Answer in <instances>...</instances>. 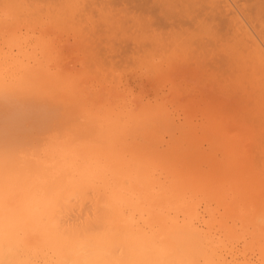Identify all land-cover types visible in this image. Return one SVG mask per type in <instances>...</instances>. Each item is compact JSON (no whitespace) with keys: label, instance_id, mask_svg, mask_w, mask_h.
Instances as JSON below:
<instances>
[{"label":"bare ground","instance_id":"1","mask_svg":"<svg viewBox=\"0 0 264 264\" xmlns=\"http://www.w3.org/2000/svg\"><path fill=\"white\" fill-rule=\"evenodd\" d=\"M95 1L96 0H75L73 2L71 1L72 3H70V0H66V1L65 0H0V264H264V257L261 256V253L262 255L264 254L263 249L260 252V254H258L259 257L258 256L256 257V252L258 251L255 250V253H254V250L252 249L254 246L253 245L254 239L256 240L255 242H258V244L254 243L255 244L254 247L258 249L261 248V245H262L261 243L263 240L261 242L259 241L264 236L263 234H261L263 233L262 231H264V225H262L264 224V205H263L264 203L263 201H261L263 204L257 202L258 200L260 199L262 200L263 198L262 196H258L260 197V199L256 197L258 193H260L259 195H264V194H261V193H264V188L262 185L263 181L259 180V179H264L263 178L264 176V150H262V147H259L260 150L257 148L254 151L255 153L256 151H258V153L260 151V154H259V156L261 155L260 157L258 156L257 153L255 154L257 161L254 159V157H252V160L250 161L246 159H240L241 157L240 158L237 157L238 155L236 154L237 150L232 148L233 147L231 146L232 143L229 145L230 141L232 142L231 138L237 135L235 136L232 135L231 137L228 132L229 134L228 136H230V138H228V144L227 142L225 143L224 141H223L224 143L221 142L220 139L218 140L213 136L210 138L211 140L212 139L213 140L209 142L210 148L208 151L198 150L201 147L195 149V147L193 146L189 147L184 144L183 145L185 147L181 144L183 148H180V147L176 148L177 145L174 146L175 147L174 148L173 145H175L176 140H178L177 137H176L177 139L175 140V142L173 141L174 144L171 143L173 148H170L171 149L170 151L168 150L170 153V156L172 157L173 155L177 157L181 156V159L184 162L188 163V164L185 163L187 167L189 168L188 170L193 169V167H191L192 166L191 162L189 163L188 160H191L195 164V166H198V167H201V166L208 167L209 166V169H207V171L198 172L196 170L195 171L192 170L193 171L192 174L193 175L200 174V176L203 175L204 177L203 180L210 179L216 176L223 181H227L226 183H228L231 186L230 188L232 189L231 190L232 194L230 193V195L228 196L231 198L230 201L232 200L233 203H235L234 200L236 201L238 199L237 202L242 203V205H240V209L242 210L243 208V210H245L244 213L248 210L251 212L252 209H255L253 210L254 215H252L254 216L255 221L253 220L254 218L252 219L250 218V216L248 220L252 219V221H254L255 226H256V223H258L257 225L260 231L257 229L258 227L256 228L254 227V225L252 226L249 225V226L252 228H255V231L256 229L257 231H259V232L256 231L257 233L255 231L253 232V229L251 228L250 230L253 233H256V234L260 233L261 235H259V237L257 235L256 238H254L253 236L255 234L250 235L251 238L253 237L252 238L253 241L251 240V238H249V240H251L252 242V247H250L251 242H248L249 240H246V239H245L246 242L244 240L245 245L243 243L241 245H238L239 240L241 241L242 237L244 238L245 236L244 234L248 233L247 231H245V229H247L246 226H248L246 224L247 222L251 221V220L247 221L245 219L247 218V215H244V213L242 215L241 210L239 209L240 217L242 215V218L240 219V221L246 220L247 222L245 221L246 224L240 222L241 225H239V227L237 224H235V222L239 221V220L237 221L234 220L236 218H239L238 217L239 213L237 211L239 206L236 210L234 209L236 208L235 205H234V208L228 207L227 204L229 202L225 204V206L224 204L223 205L221 204L223 206L221 207V209L222 208L223 209L221 212H219V214L220 216L224 214L222 216L223 218H225L224 216H226L227 217L226 219L228 218L230 219L235 213L234 215L236 218L233 219L232 217L230 219V220L233 219L235 221L234 225L232 221L230 225L237 226V228L239 229H240V226H242L243 228L240 230L241 232H243V234H241L242 236L240 235L239 232H238V235H236L237 231H235V229L238 230L236 227L229 226V223L227 222L229 219L228 220L225 219V221H223V219L220 217L219 219H216V220L223 221V223L222 222L221 223L223 224L224 227H225L224 224L228 223L227 226L229 228L227 226H226L227 228L226 227L225 228L226 230L229 229L230 231L229 233L228 231L223 232V237L225 236V238H222L221 234L215 237L217 233L212 228L215 225L214 223L212 225L211 219L205 218L206 219L205 222L207 220L211 222V225H210L211 227L208 226L207 228L200 227L198 226L199 223L198 225H196L193 221L194 220L193 218L194 217L196 218V213H199L197 212L196 208L198 207V204L200 206V202H201V201H198V204L196 205L195 201L197 202V198L195 195H194L196 198L195 201H192V199H190L192 202L186 201L188 197H190L191 195L193 196L192 194L193 191L191 193V191L189 190L188 193H191V194L190 195L188 194L189 195L188 196L186 192L187 190L183 192L182 186H181L182 191H180V193L178 192L176 193L174 190L172 189L170 190L168 187H167L168 189L164 188L166 187L165 184L167 185V183H165V180L169 179L171 181L172 179V178H168L170 176L168 175V173H167V178L164 177L166 176V174H164L163 176L164 179H162V181L159 180V182L156 181L157 183L155 184L158 186H163L165 190H163L162 187H158V189L161 188L162 191H164L163 193H160L162 191L158 192L159 190L157 191L156 188L154 190V187L152 185L153 182L152 183L149 182L150 180L148 179L149 178L148 174L151 172V170L153 171L155 170L154 168L155 166L152 167L155 164L152 165L153 161L150 159V156L153 155L154 158L159 157L160 159L165 158V157L161 156L163 153L161 155L159 154L160 152H158V149H156L155 144H154L155 145L154 147L146 146L148 145V143L145 142L146 141L145 134L150 133V137H151V131L152 132L155 131L156 128H159L160 126H164V125L167 126L168 123H166V121H167L168 116H166L165 114L162 115L163 113L161 114L158 113V110L157 111L155 110L158 115L155 113V111L153 112L151 111V113H155L156 115L154 114L151 115L150 113H147V111H145V109L142 108L141 106L140 107L142 108V114H141L140 107H139L140 109L136 112L137 114L133 113L135 112V108L132 107L131 104L129 106L130 108L132 107L134 110L133 109L129 110L130 108L128 107L130 100L127 102V105L122 104V106L119 107L118 109L117 107L119 105L117 103H121L122 100L124 99L122 96H121L122 100L121 101L119 100L120 102L115 101L111 96H108L112 98V100L110 99L111 104L113 102H116L115 104L118 105L116 107V109H118V111L116 110L117 113L115 111L114 113L112 112L114 110L113 107L115 108V105L112 104L113 107L110 108L111 104L108 100L109 99L108 97H107L108 99H106L108 101H105V97L103 98L104 101H101L102 104L100 103V101H99V104H97L98 102L97 101L95 102L96 99L95 100L92 99L93 100L92 105H94V107L90 106L91 108L90 107L87 108L88 105H91V104L86 105L87 103H89V99L88 101H86L87 98L84 97V95H87V92L84 91L85 94L84 92L81 93V91L78 92V94L79 93L82 94V95L79 94V98L81 96L82 100L83 101L85 100L83 102L82 100L79 101L80 99L78 98L77 91L73 89L76 91V94H75L74 91L71 90L75 86L73 85L75 83H72L71 80H73V77L76 75H72L70 72L69 73L72 76L70 74L68 75L67 71H69V69L59 66L58 64H57L58 67L57 65L54 66L57 68V69L54 68L56 69V71H53L54 69L52 70L51 66L49 67L50 65L49 64L50 63L49 54L51 53L50 51L51 45L48 39V36H49L48 34L49 32L52 31L54 27H56L57 29L60 28V27H57L58 23L60 24L68 23L70 27L68 26L69 28H66V29L70 30L72 28L71 31H72V34L74 32V37L76 33V35L78 34L79 36H82V35H86L88 37L91 36L93 37L92 40H95L94 37H98V38H101L100 36L103 37V34H105L104 39L107 40L108 38H105V37H107L109 32L113 33V29H114V33L111 34L112 37L108 36L109 40L107 41L109 42L104 43L106 44L107 51H109L107 44L110 43L111 41L114 43L113 39L115 40V38H116L115 41H117L116 43H118V40L120 38L123 39L122 36L126 34L124 31H122L123 27H125L124 23H126V21L128 20H130L131 22L132 20L136 19L135 17L140 18L141 13H142L140 9L142 10L144 9V11H145V8L150 9V5L148 4L149 7L147 8V5H145V3L144 4L142 3L144 5V8H142L143 6L142 7L139 6L140 7L139 9L138 5H140L139 3L141 2L137 0H134V1L133 0H129V1L128 0L126 1L118 0L120 2L122 1V4L124 2V6L118 10L108 6L109 4L112 5L111 3L112 0H109L108 3L104 4V6H100V3L102 4V2L100 3L98 2L99 6L97 8L95 6L96 4ZM132 1L133 3L134 2H139V3L131 4ZM141 1L143 2V0ZM147 1L149 2V0ZM166 1L167 0H165V2ZM237 1L239 0H209V1L206 0L204 1V4L207 2L205 6L202 4L203 2L202 0L201 4L203 6L201 8L205 16H207L206 17L207 19L209 16L210 19L208 20L211 21V18H212L213 20L218 19L219 22L220 21L223 22V26L217 29L215 28L216 29L215 31L219 29H222L223 31L225 29L223 32L224 35H227L225 34V31L228 32L229 30L231 32V33L228 32L230 34V36H228L230 37V39L228 38L230 41H228L227 38L225 39V36L222 37L223 36V34L221 33L222 31L221 32L218 31V34L220 32L221 34L219 35H222L221 36L222 40L218 39V41L224 42L223 39H225V42L224 43L222 42L220 44L217 41V43H219V47L216 48V51L223 47L222 49H220V52L222 53L221 50H223V52L225 51V53L229 55L231 50L235 49L233 46L237 47L238 45H240L237 42H241L242 46H240V48L243 47V49L246 50L245 51L246 54H244L245 52L243 54L242 53L236 54L237 52L234 51L236 52L234 54L235 55L234 61L235 63L236 62L237 63L235 64V67L232 64V66L234 67L233 70H235V68L236 69L240 68L238 66L241 62L238 63V61H240L238 60V58L241 56L242 63L245 62L244 66L246 65L245 66L246 68L243 67L244 68L243 70H244V73L247 72V74L243 76L241 75L242 77L241 76L240 77L242 79L239 77V80L240 81L243 80L241 81V83L247 84V86L250 87L249 88L250 90L249 89L247 90L249 91L248 95L250 93H254L255 91L257 92L258 90V92L260 93L259 97L257 96L255 98L257 99L259 98L258 101L261 99L263 102L264 97L262 98L260 97L264 95L263 94L264 87H261L264 85V82H263L264 80H262V78L264 77V37H263L264 35L262 36L261 35L262 32H260L261 33L260 34L257 31L259 30L257 24L255 22L252 23V20H253L252 18L258 15L255 11L256 8H253V7L255 6L258 9L259 3L256 6L255 4L257 2L255 3L251 0L254 3L253 4L254 6L252 5L253 7L251 8L250 6L249 8H251V10L255 9L254 10L255 14L253 13V11H249V12L246 11L248 12L247 14L243 12V10H245L244 6L246 3L241 1V3L242 2L244 3V5L242 3V6H243V10H242V8L240 7L241 3L237 4ZM67 2L69 4H67ZM129 2L131 5L129 4ZM262 2L263 0L260 3ZM62 3H66V4H62ZM126 4L130 5L129 7H131L132 5H135L134 7L132 6L131 8L135 9L136 7H138L137 11H140V13L139 12L134 13L135 10L134 11L127 10L130 8H128ZM189 5L187 4V6ZM248 6L249 4L246 5V7ZM261 6L263 7V5ZM166 12L168 13L167 16L170 15V17H173L171 16V11H166ZM250 12H252V15H254L252 16V18H251ZM163 14L161 15L162 20L164 18L163 16H166L165 13ZM146 18L147 17L145 15V18H144L145 21H143L142 19L141 20L142 22L136 21V23H134V26H130L132 27L130 28L131 32L132 30H134L133 31L134 33L137 30V33H140L142 30L146 28L147 24H148L147 25L148 28H146L145 30L149 29L150 28L149 26L151 25V24L149 25V23H152L151 20L154 22L155 21L159 22V20L157 21V19L159 18L158 16L156 19H154L155 17L154 18L149 17L151 20L149 19V22L145 25L144 23L148 21V19ZM167 18L165 19L166 20L170 19V18L168 19ZM255 19L253 21H255ZM162 20L160 22H162ZM170 21L171 20H169L168 23ZM165 22L166 21H164V23ZM142 23L145 25L144 27ZM53 24H56V25L53 26ZM219 24H217V26ZM252 24L254 25L256 24L255 26H257V30H256V27ZM51 26H53L52 29H50ZM120 26H123V27H120ZM139 28L140 29L143 28V29L140 30ZM117 30L118 31L120 30L118 34H117ZM138 30L140 31L138 32ZM149 30L151 31V29ZM121 31H122V34H121ZM53 32H54V29H53ZM114 34L116 36L115 38H113ZM119 34H121V37H119L120 36ZM131 34L132 33H130V35ZM143 34L145 35L146 33H143ZM143 34H136L135 32L132 36L135 39L134 37L135 35H137V38H139L138 35L142 36ZM86 36H85V39L88 38ZM127 36L128 35L126 34V39H128ZM216 36H213V37L215 38ZM91 37L89 38L91 39ZM130 38L131 36L129 37V39ZM217 38H220V36H218ZM217 38H215V42L214 41L212 42L214 43L213 45H215ZM122 39H120L119 42H122L121 41ZM152 39L153 41H155V39H159V38L153 36L151 40L150 39L149 40L152 42ZM209 39L210 38H208V41L206 42L209 43V41H212L213 38L210 40ZM236 39H239L240 41ZM140 40H141L140 38L138 41L137 39L133 40L132 45L134 47L137 46V51L140 50V48H142L141 46L147 45L146 43L145 45L144 42L142 41L140 42ZM231 40L233 42L235 41L237 42L233 43L231 42ZM95 41H92V42H95ZM123 41H126V40H123ZM156 41L159 42L160 40H156ZM92 42H91V45H93ZM112 42L111 44H113ZM154 43L152 42V44L155 46ZM227 43L230 44V46H228ZM95 44H96L95 46H98L96 42ZM120 44L122 43H118V45L113 44V48L115 50L121 49L122 47ZM123 44H125V42H123ZM222 44H224V46H222ZM100 45L101 44L99 42V46H98L99 49H97L98 47L97 48L94 47V48L100 51L101 47L104 46L102 45L100 47ZM225 45H227V47ZM29 46L31 47V51H29ZM115 46L116 47L120 46L121 48L118 49L117 47L116 49ZM147 46H150V45H147ZM92 47L93 46L89 48V45H88L86 50H88V48L89 50L90 49L93 50L94 48ZM54 49H57V48H54ZM124 49L126 48L124 47ZM211 49L214 50L213 47ZM225 49L228 50V52ZM141 50H143V48ZM147 50H149V47ZM153 50L156 53V49L154 48ZM159 50L161 51L160 48H158V51ZM98 51H96L95 55L91 53L89 54V52L91 51H88V52L86 51V53L93 56L95 59V56L97 55ZM209 52L214 53L213 51H209ZM209 52L208 54H210ZM144 54H147L146 57L149 56L148 53H144ZM160 55H161V52H160ZM226 56L227 55H225V57ZM230 56H231V53H230ZM236 56H237V60H236ZM150 57L148 58L150 59L149 60L150 63L149 61H147V63L150 65L151 64L153 65L151 61L154 60L155 57L152 60ZM221 57L223 58V55ZM170 58H172V55ZM168 61L169 60H167V62ZM158 64L159 62L156 63V68L159 69V66L161 65L160 70H163L164 67L162 66L164 65L159 64L158 66ZM165 65H166L165 68H167V64ZM247 65H249V68L247 67ZM80 66H82V64ZM87 66L88 65H85L86 68ZM224 66L227 67L226 62ZM256 66L258 68L260 67V69L263 72L262 74L259 73V75L261 76L260 78V76H258L257 73L259 71L261 72V70L259 71L258 69L255 70L256 72L255 75L258 76V80L256 76L254 77V75H252L254 67L256 68ZM153 67L154 65L151 67V69ZM155 69L153 68L154 73L159 72V71H156L157 69L156 70ZM221 69L223 70L225 69L224 71H226V68L222 67ZM251 70L252 72L250 74L249 71ZM80 71L78 72L83 73L82 71L81 72ZM235 71H234V74L235 73L238 74V70H235ZM62 72H64V76L61 75ZM153 72L151 73L153 74ZM209 72H211L210 77L211 76L213 77V75L215 76V73L217 71L214 73L213 68H212V71L211 69H209ZM85 73L84 74L87 77L88 72H85ZM224 73L228 74V71ZM224 73H220V75L216 74V75H219L218 78L221 80V81H217V84H220L223 86L224 82H227L228 84L227 83L226 84L229 86L231 85L230 88L232 87L231 91L233 92V89L235 86L234 84L237 85V83L232 84L233 83L232 82L230 84L228 80L231 81L232 78L229 75L224 74ZM91 74H92V70H91ZM222 74H224L225 77ZM65 75L69 77H66ZM248 75L250 76L252 75V77L255 80L254 83L252 82L253 80L251 78H248ZM151 76L152 75H150V77ZM226 76L229 78H227ZM237 76L238 75L235 74V77ZM64 77L71 83L69 84V82ZM244 77L246 80L248 79L247 83L245 82L246 80H244ZM76 78L74 77L75 80ZM78 78H77V81H78ZM218 78L217 80H219ZM97 79L99 78L97 77ZM213 79L215 80V77H213ZM259 79H260V84L258 82ZM109 80L110 79H108V81ZM240 81H237V82L240 83ZM66 82H68L67 84H69V86L67 85L69 89L66 87V84H64ZM73 82H76V81L73 80ZM114 82L116 81L114 80ZM256 82L258 83L256 84ZM244 84L240 86H244ZM258 84L260 87L258 86ZM76 86H78V84H76ZM80 86H82V84H80ZM225 86L223 87L225 88ZM229 86H226L227 91H230V88H227ZM63 87H65V89ZM254 87H256L255 88L256 90L254 89ZM258 87L262 89L260 90ZM78 88L79 87H76L77 90ZM82 88H84V85ZM235 88H236L235 89L236 96L241 95L243 91L242 90L243 87L242 88L239 87L240 89H238V91H237L238 87L235 86ZM67 89H68V92L70 91L69 94L72 98L71 97L67 98L68 96H66V93H65L67 92ZM212 89H214L213 85H212ZM64 90L66 91L64 92ZM240 91L241 93L238 94L237 92H240ZM63 92L65 93V95L63 94ZM256 92L254 93L255 96H256ZM245 94H246V91H245ZM72 95H77V96H72ZM115 95H112V96L115 97ZM233 97H235L234 93H233ZM243 97H245V95ZM250 97L251 96H249V98ZM65 98L70 100L69 104H68V100L66 101ZM238 98H237V101L240 102L239 105L240 104L242 105L240 101L242 98L240 100H238ZM249 98H246V99L248 100ZM255 98L252 100L255 103V105H253L254 103H252V101L250 102L251 99H249L248 101L249 103L246 102V104H249V105L252 104V106H254L252 110L255 109V107L257 108L259 105H262V102L259 101L261 102L259 103L258 101H256ZM76 100L79 104L81 103V105H78ZM103 102L105 103L108 102L110 105L109 106L107 105L105 108V105H103L104 104ZM73 103H75L74 106L72 105ZM75 105H76V108H75ZM136 105L135 107L138 106ZM101 106H103L104 109H102ZM144 106L145 105H143V107ZM147 106H145V108ZM78 107L80 108V110ZM92 107L97 108V110L96 109L94 110ZM98 107H99V112H98ZM100 107L103 113H101ZM107 107H109L110 109H108ZM73 108L77 112H74ZM83 109L84 110L86 109V111H84ZM257 109H255L256 111H254V114H252L253 116L258 113ZM261 109H263V106L262 108H260V110L258 109L260 114L258 113L256 117L258 118L260 117L258 115H262L260 121L262 122V124H264V121H263L264 119H262V117L264 118L263 116L264 109L263 110ZM146 110H149L150 112V109L146 108ZM72 111L75 114L72 113ZM139 111H140V115H139ZM246 111L248 112V109ZM260 111L263 112V114H261ZM110 112H112V114L114 115H111ZM78 113L80 114L82 113L83 115L82 114L79 115ZM90 113L92 114L90 115ZM98 113H101V114L99 115ZM244 115H248V114H244ZM212 118H215V117H212ZM239 118L242 119L243 116L242 118L241 117ZM209 119H211V117ZM247 120H249L248 122L251 123L250 119H247ZM252 120L256 121L254 118ZM260 121L259 122L257 121L258 124H256L257 122H253L255 123L254 125H256L255 128L257 127V125L258 126L262 125ZM173 122H171V124H173ZM209 122H213L212 119L209 120ZM214 122H217V121L214 119ZM209 124H212V123H209ZM221 125H223V123ZM219 127H221L222 129L224 128L223 126H220V125ZM165 129H168V127L167 128L165 127ZM160 130L162 131L161 128ZM173 130L175 129L173 128ZM208 130L213 131V129H209V128ZM216 131L217 130H215V133ZM256 131H257V128H256ZM248 132H250L249 129H248ZM254 132L255 130L253 131V133ZM238 133H240V131ZM213 134L214 132L209 135H213ZM206 135H207V132H206ZM130 137H131L130 139L131 141L128 139ZM150 137H149V140L152 138ZM181 137H179V140H181ZM246 138H247V135H246ZM254 138L255 137H253V139ZM182 139H185V138H182ZM233 142L235 143V141ZM251 142H254V141H251ZM144 143L146 145H144ZM157 143H160V142L157 141ZM181 143H185V142H182L181 140ZM149 144H151V141L149 142ZM177 144H179L180 146L179 141ZM228 145L231 147H229ZM240 145H242V143L239 144V146ZM94 148H98V150H104L108 152L109 154L112 155L114 160L109 154H107L109 155V158H111V162L108 165L107 164L104 165L103 164L104 160L108 162L109 160H106V158H104V160H100L101 158L100 157L97 158L98 156H96V158L100 160L99 162L103 161L102 163L103 165H102L100 163L97 164L98 161L96 158H94L95 156H93V161L95 162L94 159H96L97 162L95 163V165H92L93 163L91 161V155H92V151ZM240 150L238 152H240ZM159 151L161 150L159 149ZM218 151H220L222 158L218 156L217 154ZM158 154L159 156H157ZM188 154H190L191 156L189 155L190 157H188ZM115 155H118V156L115 157ZM184 156H187V157H184ZM149 159L152 162H149L148 161ZM175 159L173 158L172 160H175ZM181 159H180V162H181ZM247 159H249V157ZM146 160L149 162L148 165L151 163L152 166L151 165L149 166L153 168L151 170L148 169L149 170L148 173L144 170L147 167ZM240 160H244V161L246 160L247 164H245L246 161L244 163L243 161L240 162ZM138 161H140V163H138ZM142 161H146V162L142 163ZM141 163L145 165L146 167L145 166H143V168L141 166L139 167V164L142 165ZM157 164L159 165L158 162ZM223 165L225 167L227 165V167L224 168ZM183 169H185V167H183ZM256 169L257 171L259 170L260 172L257 173ZM169 170L167 171L169 172ZM172 171H175V170L173 169ZM160 172L161 174L163 173L162 171ZM180 172L181 171H179V173ZM153 177H156V176L154 175ZM198 178L200 177L198 176ZM180 180H178V182H181ZM163 182L165 183L164 185H163ZM183 182L186 183L187 181H183ZM158 183H162V185L161 184L159 185ZM260 188H261L260 190L261 192H258V189ZM218 190L220 191V189ZM181 192L186 193V195L188 196L187 199H185V201L183 202L182 201L180 202L179 199L181 198H178V201H176L175 199H177V196L176 198H174V196L176 194H178V196L181 195L182 194ZM197 194H198L197 195L198 197L199 194L201 193L199 192ZM202 195L204 194L202 193ZM209 195L208 197L210 198ZM204 196H206V194ZM208 197H207V200L209 199ZM184 198L182 199L184 200ZM192 198L194 199V197ZM203 198L204 200H206V197H203ZM222 198L223 197H220L221 200H223ZM255 198H257L258 200L257 199H256L257 201L254 200ZM225 199L226 197L224 198V200ZM211 200L212 199H210L209 202L205 201L203 208L207 207L209 209V207H212V206L208 207V205L211 204L210 203ZM228 200H225V201H228ZM217 201H218V197H217V200L214 201L215 203L214 205H217L216 204ZM254 201L255 203H258L260 205H256ZM178 202L182 203V205H180ZM237 202L235 203L236 205L238 204ZM221 205L218 203L217 206L219 207ZM230 206H233V204L231 203ZM216 208L214 207V209ZM224 208H225V211L230 208L228 212L230 211L231 213L226 212L225 214ZM170 209H174V210H170ZM179 209H180V214L182 212L184 213L180 219H179L180 215L177 216V211ZM218 209H216V211L214 210L215 213L219 211ZM231 209H234V211L236 210L237 212L236 211L234 212ZM212 210H213V207H212ZM134 212L139 213L141 216L143 215L144 212L145 213L147 212L149 215H151V217H148V218H146L147 216H145V220L146 219L148 220L151 218L152 220L150 219V222L151 221L152 222L150 224L156 223L155 224L156 230L153 229L154 227L152 228V226L150 225L149 227L148 225L145 226V224H148L149 222L147 220L145 221L147 223L143 222L144 217H137L138 219L136 218L137 219V222H136L134 220V214H133ZM208 214H211L210 216H212L214 213L213 214L208 213ZM230 214L232 215L230 216ZM199 215L201 214H198V216ZM203 216L202 218H204ZM244 216L246 217L244 218ZM213 217L215 219L218 216L217 215L215 216L214 214ZM141 218H143L142 222L144 224L143 223L140 224L138 222L139 219ZM258 220L261 222L263 221L261 225L259 224ZM208 221L207 223L209 224ZM198 222H199V219H198ZM223 226L219 224L218 227L221 230ZM244 226H245V229H244ZM212 229L215 232H212ZM224 230L225 229L223 228V231ZM242 230H244L246 233ZM252 232H250L249 234H251ZM226 233L231 234L232 236L227 235ZM233 236L235 237L238 236V238L241 236L240 237L241 239L237 238L238 240L237 239L234 240V242L237 241L236 242L237 244H235L234 242H232V240H230L232 239L230 237H233ZM246 236L249 237V235H246ZM246 243L249 244V246H247ZM259 244L260 246H258Z\"/></svg>","mask_w":264,"mask_h":264},{"label":"rangeland","instance_id":"2","mask_svg":"<svg viewBox=\"0 0 264 264\" xmlns=\"http://www.w3.org/2000/svg\"><path fill=\"white\" fill-rule=\"evenodd\" d=\"M66 1V0H65ZM73 1H75V0H70V3H72ZM114 1V2H113ZM123 1V0H122ZM122 1L120 2V1H118V0H116V2H115V0H112V5H108V6H110V7H112V8H114V9H121L123 6H124V2H123V4H122ZM124 1H126V0H124ZM129 1V0H128ZM134 1V0H133ZM133 1L131 2V4L133 3ZM137 1H140L141 3H139V2H134L133 4H135V3H139L140 5H138V7L140 6V7H142V8H144V3H145V5H147V8L149 7L148 6V4L150 5V9L148 8V9H146L145 8V11H144V9L142 10V9H140V7H139V9H140V11L142 12L141 13V17L140 18H138V17H135L136 19H134V20H132L131 22H130V20H128V21H126V23H124V26L125 27H123V26H120V27H123V30L122 31H124L128 36H127V38L128 39H126V34L125 33H123V34H125V35H123L122 37H123V39L122 38H120V39H122L121 41L122 42H119V40H118V43H122V44H120L121 45V47L119 46H117L118 47V49L119 48H121V49H119V50H115L114 48H113V44L114 45H118V43H116L117 41H115L116 40V36H115V34L113 35V38H115V40L113 39V41H114V43L113 44H111V42L110 43H108L107 44V46H108V49H109V51H107V48H106V44H104V43H106V42H109V41H107V40H109V37L108 36H110V37H112V35L111 34H113L114 33V29H113V33L111 32H109V34L107 35V33H106V35H107V37H105V38H108L107 40H105L104 39V35L105 34H103V37L102 36H100L101 38H103V39H101V38H98V37H94V39L96 40H92V38L93 37H91V36H89V37H91V39L88 37V36H86V35H82V36H79L78 34L76 35V33H75V37H74V32H73V34H72V28L69 30V29H66V28H69L70 26H69V24L68 23H66V24H60V23H58V24H60V25H58L57 24V27H60V28H56V27H54L53 29H54V32H56V33H54L53 32V29H52V27L54 26V25H56V24H53V26H51V28L50 29H52V31L51 32H49V36H48V39H49V41H50V45H51V47H50V51H51V53L49 54V58H50V65H49V67L51 66V69L53 70L54 68H56V67H54V66H56L57 64L59 65V66H62V67H64V68H67V69H69V71H67V73H68V75L71 73L72 75H76V76H74L75 78L77 77H79L78 78V81H77V78H76V80L74 79V77H73V80L74 81H76V82H78V83H76V82H73V80H71V79H69V80H71L72 81V83H75V84H73V85H75L76 86V84H78V86H76V87H79L78 88V90L76 89V87L74 86V88H72L71 90H73V89H75L76 91H77V94H78V92L79 91H81V93L82 92H84V91H86L87 92V95H84V97H86V98H84V99H86V101H88V99H89V103H87L86 105H88V104H91V105H88V107L87 108H89L90 106H93L94 107V105H92V102H93V100H95V102L97 101L98 103L97 104H99V101H100V103L102 104V102L101 101H104L103 100V98L105 97V101H108L109 100V102H110V99L112 100V98L115 100V101H121L122 99H121V96L124 98L123 100H122V102H124V101H126V102H124V103H117L118 105H116L115 103L116 102H113L112 104L113 105H115V108L113 107V105L111 104V102H110V104L108 103V102H103L104 104L103 105H105V108H106V106L108 105H110V108L111 107H113V113H114V111L117 113V111H118V109H119V107H121L122 106V104L123 105H127V102L130 100V102H129V104H128V107L130 108V104H131V106L132 107H134L135 108V112H133V113H136L141 107L142 108H144L145 109V111H147V113H150L151 115H156L157 113H156V111L158 110V113H163L162 115H166V116H168L167 117V121H166V123H168V125L167 126H160L159 128H156V130L155 131H151V137H150V133H147V134H145V142L146 143H148V145H146L145 143H144V145H146V146H149V147H154L155 145H156V149H158V152H160L159 154L161 155L162 153V157H165V158H159V157H156V158H154V156L152 155V156H150V159L153 161H151L150 159L148 160L149 162H152V165L153 164H155V165H151V163L149 164V165H151L152 167H154L155 168V172L153 171V170H151V169H153L151 166H149L148 165V161L146 162V161H142V163L143 162H146L147 163V167L145 166V165H143L142 163V165H140L139 164V167L141 166L142 168H143V166H145L146 168L144 169L147 173L149 172V170H151V172H152V174H151V172L148 174V176H149V182H153L152 183V185H153V187H154V190H155V188L157 189V191L158 192H160V191H162V189L163 190H165L164 188H169L170 190L172 189V190H174L176 193L178 192V193H180V191H182L183 190V192H185L186 190V192H187V195L189 194H191L192 193V191H193V196L191 195L190 197H188L187 195H186V193H183V192H181L182 194H184V195H179L178 196V194H176L175 196H174V198H176V196H177V199H175L176 201H178V198H181V199H179L180 200V202L182 201H185V199H187V197H188V199L186 200V201H190V202H192V201H195V199L197 198V202L195 201V203H196V205L198 204V201H201L200 202V206H199V204H198V207H199V209H198V207L196 208V210H197V212H199V213H196V218L194 217L193 219V221H194V223L196 224V225H198V223H199V225L198 226H200V227H205V228H207L208 226L209 227H211L210 225H211V222H212V225H213V223H214V225L215 226H213L212 228L216 231V236L215 237H217L219 234H221L222 235V238H225V236L223 237V232H227L228 231V233H229V229H227L226 230V228L228 227L227 226V224L229 223V226H233L234 225V222L235 221H237V220H239V221H237V222H235V224H237L238 225V227H239V225H241V223H245L246 224V222L247 221H250V222H247V224L246 225H248V226H246V228L247 229H245V226H244V229H245V231H247L248 233H246L244 230H242V231H244L246 234H244L243 236H244V238L242 237V239L240 238L242 235L241 234H243V232H241L240 230L243 228L242 226H240V229L239 228H237V226H233V227H236L238 230H236L235 228V231H237V234L236 235H238V232L240 233V237L238 238V236L237 237H235V236H233V237H230V238H232V239H230V240H232V242H234V240H236L237 238L238 239H241V241L239 240V244L238 245H241L242 243L244 244L245 242H246V240H249V238H251V236L250 235H253V234H255V235H253L254 236V238H256L257 237V235H258V237H259V235H261V234H263L264 235V231H262L263 233H258V234H256L257 232H259L260 231V229H259V227H258V223H256V226H255V224H254V221H255V218H254V216H252V215H254L253 213V210H255V209H252L251 210V212L248 210V211H246L245 213H244V211L245 210H243V208H242V210L240 209V205H242V203L241 202H237V200L235 201L234 200V202L236 203H238L237 205L235 204V203H233V201L231 200L230 201V197H228L229 195H230V193L232 192L231 190V186L228 184V183H226L227 181H223V180H221L220 178H218V177H213V178H210V179H205V180H203L204 179V177H203V175H201L200 176V174H192L193 173V171H198V172H200V171H207V169H209V166L207 167V166H201V167H198V166H195V164L191 161V160H188L189 161V163L191 162V164H192V166L191 167H193V171L192 170H188L189 168L187 167V165L186 164H188V163H186V162H184L182 159H181V156H179V157H177V156H174L173 155V157L172 156H170V153H169V151L171 150L170 148H173L174 146H176V148L177 147H180V148H183V146L184 145H186V146H189V147H195V149L196 148H199V147H201L200 149H198V150H202V151H208L209 150V146H210V144H209V142L210 141H212L210 138L211 137H215L216 139H220L221 140V142H227V144H228V138H230V136L232 137V135H237V136H235V137H233V138H231L232 139V142L230 141V143H229V145L231 144V146H233L232 148H234L235 150H237V153L236 154H238L237 155V157H241L240 159H246V160H252V157H254V159L256 160V156H255V154L257 153L258 154V156H259V154H260V151H259V153H258V151H256V153L254 152L255 151V149H259V147H262V150H264V127H263V125L264 124H262V122L260 121L261 120V116L262 115H258V116H260V117H258L259 118V120H258V118L256 117V115L259 113V110H260V108H262V106H263V109H264V105H263V103H264V100H263V102H262V100L260 99L259 101H261L262 102V105H259L257 108L259 109H257L256 107H255V109H257V111H258V113L257 114H255L254 116L252 115V114H254V111H256L255 109H253L252 110V108L254 107V106H252V104H246V102H248L249 101V99H251L250 100V102L255 98V97H259V92H258V90H257V92H256V96L254 95V93H250L249 95H248V93H249V91H247L250 87L249 86H247V84H244V83H241V81H243V80H239V77L242 75H245V74H247V72L246 73H244V68L243 67H245L244 66V63H242V58H241V56L238 58V60H240V61H238V63L239 62H241L240 64H239V66L238 67H240V68H235V70H238V74L237 73H235L236 75H238L237 77H235V74H234V71L235 70H233L234 69V67H235V64L237 63H235V61H234V59H235V53L236 54H238V53H244L246 50L245 49H243V47H241L242 48V50H241V48H240V46H242L241 45V42H237V41H235V42H237V43H239L240 45H238L239 46V48H238V46L236 47V46H233L235 49L233 50H231V56H230V53H229V55L227 54V53H225V51L223 52V50H221L222 51V53L220 52V49H222V48H220L219 50H217L216 51V48H218L219 47V43L221 44L222 42H220V41H218V39L219 40H222L221 39V36L222 35H219V34H223V36L222 37H224L225 36V39L227 38V40L228 41H230L229 39H230V37H228V36H230V34L228 33V32H230L229 30H228V32L227 31H225V34H227V35H224V30L222 31V29H219V30H217V31H215L217 28H219V27H221V26H223V22H219V20L218 19H212L211 18V21L210 20H208V19H210L209 18V16H208V19L206 18L207 16H205V14H204V12H203V10H202V6L203 5H205L204 4V1H206V0H203V2H202V4H201V1L202 0H167L166 2H165V0H149V2L147 1V0H143V2L141 1V0H137ZM145 1V2H144ZM209 1V0H208ZM241 1H243L244 3H246L245 4V10H243V6H242V3H241ZM257 2L255 5L257 6V4L259 3V5H258V9H257V7H255L253 4V2ZM239 0V1H237V4H240L241 3V8H242V10H243V12H245V13H247L248 14V12L249 11H253V13L255 14V12H254V10H251V8L253 7V8H256V13L258 14H256L257 16H254V15H252V12H250L251 13V18H252V16H254L252 19L254 20L255 18H257V19H255V21H253L252 20V23H256L257 24V26H258V29L259 30H257V26H255L254 24H252V25H254L255 27H256V30L260 33V32H262V36L264 35V0H263V2L262 3H260L262 0ZM69 2V1H68ZM67 2V4H69ZM96 2V4H95V6H96V8L99 6V3L100 2H102V4L100 3V6H104V4H106V3H108L109 2V0H96L95 1ZM99 2V3H98ZM146 2H148V3H146ZM98 3V4H97ZM127 3V2H126ZM143 3V4H142ZM189 5V6H187V4ZM244 3H243V5H244ZM62 4H66V3H62ZM129 4H130V2H129ZM130 4V5H131ZM249 4V6L248 7H246V5H248ZM130 5H127L126 4V6L128 7V8H130V9H127V10H132V11H134V13L135 12H139L140 13V11H137V8L138 7H136L135 9H133V8H131L132 6L134 7L135 5H132L131 7H129ZM136 5V6H137ZM253 5V6H252ZM261 5H263V7L261 6ZM152 6V7H151ZM206 6V5H205ZM251 6V8H249ZM146 7V6H145ZM260 7V8H259ZM152 8V9H151ZM138 9V10H139ZM249 9V10H248ZM147 10V11H146ZM152 10V11H151ZM171 11V16H173V17H170V15L169 16H167L168 15V13L166 12V11ZM162 11V12H161ZM173 11V12H172ZM246 11H248V12H246ZM157 13V14H156ZM161 13V14H160ZM163 13H165V15L166 16H163L164 18H163V20H162V17H161V15L163 14ZM170 14V13H169ZM145 15H146V19H148V21H146V23H144L145 25L149 22V17H151V18H154V19H156L157 18V16L159 17L158 19H157V21L159 20V22H154V21H152L151 19V22L152 23H149V29H151V31L149 30V29H147V30H145L146 28H148L147 27V25H146V28L144 29V30H142V29H140V30H142L140 33H137V30L135 31L136 32V34H143V33H146L145 35L143 34L142 36L141 35H138L139 36V38L141 39L140 40V42L142 41V42H144V44L146 43L147 45H150V46H147L146 44V46H141V45H139V46H141L142 48H143V50H141L142 48H140V50H138L139 52H141V53H139L138 51H137V46L136 47H134L132 44H133V40H135V39H137V41L139 40V38H137V35H135L134 37H135V39L133 38V34L135 33H133V31L134 30H132V32H131V29L130 28H132V27H130V26H134V23H136V21L138 22V21H140V22H142L141 20L143 19V21H145L144 20V18H145ZM164 15V14H163ZM136 16H137V14H136ZM153 16V17H152ZM170 18L169 20H171L169 23H168V21L169 20H166L165 18ZM161 18V19H160ZM167 18V19H168ZM162 20V22H160ZM164 21H166L165 23H164ZM209 21V22H208ZM127 22H129V23H127ZM220 23V24H219ZM225 23V22H224ZM125 24H127V25H125ZM143 24V23H142ZM143 24V27L145 26ZM217 24H219L218 26H217ZM216 25V26H215ZM62 26V27H61ZM67 26V27H66ZM69 26V27H68ZM142 26V25H141ZM140 26V27H141ZM215 26V27H214ZM225 26V25H224ZM119 27V28H120ZM116 28V27H115ZM118 28V29H119ZM216 28V29H215ZM224 28H226V27H224ZM57 29V30H56ZM60 29V30H59ZM128 29H130V30H128ZM136 29V28H135ZM63 30V31H62ZM140 30H138V32L140 31ZM122 31H121V34H122ZM130 31V32H129ZM218 31H222L221 33L219 32V34H218ZM53 32V33H52ZM69 32V33H68ZM115 32H116V30H115ZM118 32H120V30L118 31L117 30V34H118ZM148 32V33H147ZM227 32V33H226ZM52 33V34H51ZM129 33V34H128ZM130 33H132L131 35H130ZM215 33V34H214ZM231 33V32H230ZM59 34V35H58ZM116 34V35H117ZM121 34H119L120 36L119 37H121ZM51 35V36H50ZM67 35V36H66ZM217 35V36H216ZM85 36L86 37H88V38H86L85 39ZM118 36V35H117ZM125 36V37H124ZM131 36V38L129 39V37ZM153 36H155V37H158L159 39H155V41H153V39H152V42L155 44V46L152 44V42L150 41L151 40V38L153 37ZM213 36H216L215 38H217L218 36H220V38H217V40H216V43H215V45H213L214 43H212L213 41L215 42V38L213 37ZM227 36V37H226ZM232 36V35H231ZM67 37V38H66ZM264 37V36H263ZM161 38V39H160ZM208 38H210V39H212V41H209V43L208 42H206V41H208ZM229 38V39H228ZM237 38V37H236ZM99 39H101V40H99ZM118 39V38H117ZM150 39V40H149ZM209 39V40H210ZM225 39H223L224 40V42H225ZM91 40V41H90ZM104 40V41H103ZM123 40H126V41H123ZM132 40V41H131ZM156 40H160L159 42L158 41H156ZM236 40H238V41H240L239 39H236ZM54 41H56V42H54ZM90 41V42H89ZM92 41H95L97 44H98V46H99V42H100V47L102 46V45H104V46H102L101 47V50L100 51H98L97 49H99V47L98 46H95L96 44H95V42H92ZM101 41H102V43H101ZM128 41V42H127ZM146 41V42H145ZM217 41L219 42V43H217ZM61 42V43H60ZM91 42L93 43V45H91ZM123 42H125V44H123ZM132 42V43H131ZM148 42V43H147ZM150 42H151V44H150ZM223 42V43H224ZM231 42H233L232 40H231ZM235 42H233V43H235ZM52 43V44H51ZM129 43V44H128ZM211 43V44H210ZM230 43V42H229ZM89 45V48H91V46H93L92 48H94V47H98L97 49H93V50H89V48H88V50H86L87 49V46ZM112 46H111V45ZM209 44V45H208ZM217 44H218V46H217ZM228 44V43H227ZM232 44V43H231ZM91 45V46H90ZM125 45V46H124ZM128 46V47H127ZM158 46V47H157ZM215 46V47H214ZM217 46V47H216ZM222 46H224V44H222ZM226 47H227V45H225ZM228 46H230V44H228ZM117 47L115 46V48L117 49ZM124 47L126 48V49H124ZM134 47V48H133ZM148 47H149V50H147L148 49ZM213 47V49L218 53H216L214 50H212L211 48ZM54 48H57V49H54ZM145 48V49H144ZM156 49V53H155V51L153 50V49ZM158 48H160L161 49V51L159 50L158 51ZM168 48V49H167ZM169 48H170V50H169ZM114 49V50H113ZM138 49H139V47H138ZM152 51H151V50ZM227 49V48H226ZM225 49V50H226ZM239 49V50H238ZM98 51L97 52V55L95 56V59H94V57L93 56H91V55H89L90 53L91 54H93V55H95V53H96V51ZM105 50H106V52H105ZM112 50V51H111ZM241 50V51H240ZM29 51H31V47L29 46ZM86 51L88 52V51H91V52H89V54L88 53H86ZM95 51V52H94ZM143 51V52H142ZM149 51V52H148ZM209 51H213L214 53H211V52H209ZM227 52H228V50H226ZM230 51V50H229ZM233 51V52H232ZM234 51H236V52H234ZM243 51V52H242ZM60 52V53H59ZM150 52H152V53H150ZM159 52V53H158ZM160 52H161V55H160ZM165 52V53H164ZM167 52V53H166ZM208 52L210 53V54H208ZM221 54H220V53ZM85 55H84V54ZM144 53H148V57H146V55L147 54H144ZM153 53H154V55H153ZM171 53V54H170ZM215 53H216V55H215ZM152 54V55H151ZM244 54H246V52L244 53ZM150 55H151V57H150ZM158 55V56H157ZM171 55H172V58H170L171 57ZM223 55V58L221 57ZM225 55H227L226 57H225ZM84 56V57H83ZM153 56V57H152ZM157 56V57H156ZM166 56V57H165ZM220 56V57H219ZM229 56V57H228ZM237 56H239V55H237ZM237 56H236V60H237ZM151 58V60L154 58V60H152L151 61V63H153V65H154V69L156 68V63L157 62H159V64H162V65H164V66H162V67H164L163 68V70H160L161 68H160V66H159V64H158V66H159V69L158 68H156L155 70L156 71H159V72H157V73H154L153 71V68L151 69V67L153 66L152 64V66L150 65V64H148L147 63V61H149L150 59H148V58ZM161 57V58H160ZM228 57V58H227ZM243 57V56H242ZM161 60H159V59ZM217 58H219V59H217ZM221 58H222V60H221ZM54 59V60H53ZM229 59H231V60H229ZM52 60V61H51ZM96 60V61H95ZM167 60H169L168 62H167ZM172 60V61H171ZM157 61V62H156ZM163 61V62H162ZM220 61V62H219ZM228 61H229V63H228ZM60 62V63H59ZM69 62V63H68ZM156 62V63H155ZM162 62V63H161ZM164 62H165V64H167V68H165L166 67V65L164 64ZM167 62V63H166ZM221 62H223V63H221ZM225 62H226V66L227 67H225L224 65H225ZM53 63V64H52ZM86 63V64H85ZM149 63H150V61H149ZM169 63V64H168ZM228 63V64H227ZM231 63V64H230ZM62 64V65H61ZM71 64V65H70ZM82 64V66H80ZM223 66H222V65ZM232 64H233V66H232ZM52 65H53V67H52ZM58 65H57V67H58ZM85 65H88L87 66V68L85 67ZM231 65V66H230ZM72 66V67H71ZM90 66V67H89ZM157 66V67H158ZM71 67V68H70ZM80 67V68H79ZM82 67H84V68H82ZM89 67V68H88ZM226 68V71H224L223 69H221V68ZM233 67V68H232ZM237 67V66H236ZM247 67L249 68V65H247ZM212 68H213V72L215 73L216 71V73H215V76L213 75V77H215V80L213 79V77L211 76L210 77V73L211 72H209V69H211V71H212ZM246 68V67H245ZM57 69V68H56ZM56 69H54L53 71H56ZM83 72V73H79L78 71H80V70ZM92 70V74H91V70ZM150 69H151V71H150ZM228 69V70H227ZM258 69V71L259 70H261L260 69V67L258 68L257 66H256V68L254 67V70H253V73H252V75H254V77L256 76V78H257V80H258V76H260L259 75V73L260 74H262L263 72H262V70H261V72L259 71H257L258 73H257V75H255V70H257ZM78 70V71H77ZM86 70V71H85ZM88 70V71H87ZM90 70V71H89ZM94 70V71H93ZM248 70V69H247ZM246 70V71H247ZM58 71V70H57ZM63 71H65V70H63ZM80 71V72H81ZM88 72V75H87V77H86V73L85 72ZM155 71V72H156ZM228 71V74L227 73H224V72H227ZM70 72V73H69ZM151 72H153V74L151 73ZM219 72V73H218ZM235 72H237V71H235ZM250 72V74H251V72H252V70L251 71H249ZM66 73V74H67ZM85 73V74H84ZM220 73H224V74H227V75H229L231 78V81H229L228 80V82H230V84L232 83V84H234V83H237V85H239V86H237L236 84H234L236 87H238L237 88V91H238V89H240L239 87H243V91H242V93H241V91L240 92H237L238 94L239 93H241V95H237L236 96V93H235V86H234V89H233V92L231 91V89H232V87L230 88V86L229 85H227L228 83L227 82H224V85L223 86H229V87H227V88H230V91H227L226 90V86H225V88L222 86V85H220V84H217V81H221L218 77H219V75H220ZM70 74V75H71ZM82 74V75H81ZM91 74V75H90ZM155 74V75H154ZM213 74V73H212ZM216 74H219V75H216ZM224 74H222V75H224ZM61 75H63L64 76V72H62L61 73ZM71 75V76H72ZM78 75V76H77ZM80 75V76H79ZM90 75V76H89ZM92 75H93V77H92ZM150 75H152L151 77H150ZM252 75L250 76V75H248V78H251L252 80V82L254 83L255 82V80H254V78L252 77ZM66 76V75H65ZM172 76V77H171ZM216 76H217V78L219 79V80H217V78H216ZM241 76V77H242ZM66 77H69V76H66ZM92 77V78H91ZM97 77L99 78V79H97ZM106 77V78H105ZM158 77V78H157ZM221 77V76H220ZM224 77H225V75H224ZM227 77V76H226ZM235 77V78H234ZM240 77V78H241ZM65 78V77H64ZM112 78V79H111ZM227 78H229V77H227ZM255 78V79H256ZM260 78H261V76H260ZM66 79V78H65ZM81 79V80H80ZM101 79V80H100ZM108 79H110L109 81H108ZM116 81V82H114V80ZM223 79V78H222ZM242 79V78H241ZM67 80V79H66ZM65 80V81H66ZM89 80V81H88ZM98 80V81H97ZM118 80V81H117ZM225 80V79H224ZM244 80H246L245 79V77H244ZM248 80V79H247ZM247 80L245 81L246 83H247ZM262 80H264V77L262 78ZM68 81V80H67ZM105 81V82H104ZM112 81V82H111ZM237 81H240V83H238ZM250 81V82H251ZM69 82V84L71 83L70 81H68ZM68 82H66V83H64V84H66V87L69 89V84H67ZM102 82V83H101ZM259 84H260V79H259ZM258 82H256V84L258 83ZM264 82V81H263ZM107 85H106V84ZM115 83H116V85H115ZM174 83V84H173ZM227 83V84H226ZM249 83V82H248ZM63 84V85H64ZM80 84H82V86H80ZM176 84V85H175ZM244 84V86H240V85H243ZM250 84V83H249ZM259 84H258V86H259ZM68 85V86H67ZM72 85V86H73ZM83 85H84V88H82L83 87ZM103 85V86H102ZM106 85V86H105ZM114 85V86H113ZM212 85H213V87H214V89H212ZM65 86V85H64ZM93 86V87H92ZM119 86V87H118ZM210 86V87H209ZM247 86V87H246ZM86 87H87V89H86ZM114 87V88H113ZM257 87V86H256ZM256 87H254V89L256 88ZM260 87V86H259ZM258 87V88H259ZM261 87H264V85L263 86H261ZM64 89H65V87H63ZM71 88V87H70ZM91 88H92V90H91ZM115 88H116V90H115ZM257 88V89H258ZM68 89H67V92H65L66 90H64V92L66 93V96H68L67 98H69V97H71L70 96V94H69V92H68ZM80 89V90H79ZM85 89V90H84ZM212 89V90H211ZM244 89H245V91H246V94H245V91H244ZM260 89V88H259ZM262 89V88H261ZM260 89V90H261ZM75 90H73L74 91V93L76 94V91ZM225 90V91H224ZM250 90V89H249ZM256 90V89H255ZM118 91H120V92H118ZM123 91V92H122ZM251 91V92H252ZM63 92V94L65 95V93ZM100 92V93H99ZM232 94H231V93ZM244 92V93H243ZM69 95H68V94ZM73 93V94H74ZM81 93H79L80 95H82ZM96 93H97V95H96ZM221 93V94H220ZM233 93H234V96L235 97H233ZM262 93V92H261ZM79 94H78V98H79ZM84 94H85V92H84ZM91 94V95H90ZM106 94H107V96H106ZM116 94V95H115ZM124 94V95H123ZM264 94V93H263ZM101 95H102V97H101ZM112 95H115V97L114 96H112ZM225 95H227V96H225ZM245 95V97L246 98H249V96H251L248 100L245 98V97H243V96ZM66 96H64V97H66ZM72 96H77V95H72ZM92 98H91V97ZM108 96H111V97H108ZM242 96V97H241ZM109 99H108V98ZM227 97V98H226ZM239 97V98H238ZM262 97H264V95L263 96H261L260 98H262ZM72 98V97H71ZM70 98V99H71ZM98 98V99H97ZM237 98H238V100H240L241 98V103H242V105L240 106L239 105V103L240 102H238L237 101ZM66 99V98H65ZM80 100L79 101H81L82 100V97L80 96V98H79ZM93 99V100H92ZM106 99H108V100H106ZM256 99V101H258V99L257 98H255ZM68 100V104L70 103L69 101V99H66V101ZM134 102H132V101ZM141 100V101H140ZM83 101V100H82ZM85 101V100H84ZM83 101V102H84ZM119 101V102H120ZM139 101V102H138ZM255 101V100H254ZM255 101V102H256ZM258 101V102H259ZM76 102H77V100H76ZM75 102V103H76ZM133 103V105H132V103ZM261 102H259V103H261ZM75 103H73L72 105L74 106V104ZM78 103V102H77ZM138 105H136V104ZM139 103H141V104H139ZM218 103V104H217ZM249 103V102H248ZM252 103H254L253 101H252ZM257 103V102H256ZM100 104V105H101ZM148 106H147V105ZM71 105V104H70ZM78 105H81V103L79 104L78 103ZM83 105H85V104H83ZM96 105V104H95ZM135 105L137 106V107H135ZM143 105H145V106H147L146 108L147 109H150V112H149V110H146V108H145V106L143 107ZM238 105V106H237ZM247 105V106H246ZM248 105H249V107H248ZM253 105H255V103L253 104ZM258 105V104H257ZM256 105V106H257ZM118 106V107H117ZM141 106V107H140ZM212 106V107H211ZM86 107V106H85ZM85 107H83V108H85ZM92 107V108H93ZM96 107V106H95ZM102 107V109H104L103 108V106H101ZM101 107H100V109H101ZM116 107L118 108V109H116ZM130 108L129 110H131V109H133V108ZM140 107V108H139ZM150 107V108H149ZM75 108H76V105H75ZM79 108V107H78ZM91 108V107H90ZM108 109H110L109 107H107ZM142 108H141V114H142ZM153 108V109H152ZM74 109V108H73ZM94 110L96 109L97 110V108H93ZM102 109H101V113H103L102 112ZM248 109V112L246 111ZM263 109H261V110H263ZM76 110H78V109H76ZM79 110H80V108H79ZM84 110V109H83ZM90 110V109H89ZM117 110V111H116ZM134 110V109H133ZM156 110V111H155ZM232 110V111H231ZM243 110V111H242ZM84 111H86V109L84 110ZM93 111V110H92ZM91 111V112H92ZM151 111L153 112V111H155V113H151ZM212 111V112H211ZM226 111H227V113H226ZM241 111V112H240ZM245 111H246V113H245ZM252 111H253V113H252ZM74 112H77V111H75V109H74ZM73 111H72V113H74ZM97 112V111H96ZM98 112H99V107H98ZM105 112V111H104ZM112 112H110V114L111 115H114V114H112ZM261 112V111H260ZM83 113V112H82ZM81 113V114H82ZM101 113H98L99 115L101 114ZM115 113V114H116ZM145 113V112H144ZM147 113H146V115H147ZM75 114V113H74ZM79 115H81L80 113H78ZM88 114H89V112H88ZM92 113H90V115H91ZM137 114V113H136ZM149 114V115H150ZM159 114V115H160ZM244 114H248V115H244ZM260 114V113H259ZM261 114H263V112H261ZM72 115V114H71ZM83 115V114H82ZM86 115H87V113H86ZM95 115V114H94ZM106 115V114H105ZM118 115V114H117ZM139 115H140V111H139ZM158 115V114H157ZM216 115V116H215ZM236 115V116H235ZM242 116H243V118H242ZM252 116H253V118L256 120V121H254V120H252L253 118H252ZM263 116H264V114H263ZM211 117V119H212V121L213 122H209V120H211V119H209ZM212 117H215V118H212ZM239 117H241L242 119H240ZM250 117V118H249ZM170 118V119H169ZM171 118H172V120H171ZM246 119V121H245V119ZM257 118V119H256ZM214 119L218 122H214ZM228 119V120H227ZM230 119H232V120H230ZM247 119H250L251 120V123H249L248 121L249 120H247ZM262 119H264L263 117H262ZM170 120H171V122H173V124H171V122H170ZM219 120V121H218ZM230 120V121H229ZM237 121V122H236ZM261 122V126L259 125H257V131H256V128H255V126L256 125H254L255 123H253V122ZM264 121V120H263ZM242 122V123H241ZM247 122V123H246ZM258 122L256 123V124H258ZM209 123H212V124H209ZM217 125H216V124ZM223 123V125H221ZM230 123V124H229ZM220 126H223L224 128L222 129L221 127H219V125ZM238 124V125H237ZM241 126H240V125ZM260 124V123H259ZM171 127H173V126H175V127H173L175 130H173V128H171ZM213 125V126H212ZM216 125V126H215ZM234 125V126H233ZM244 125V126H243ZM210 126V127H209ZM215 126V127H214ZM229 126V127H228ZM252 126V127H251ZM254 126V127H253ZM163 127V128H162ZM165 127L167 128L168 127V129H165ZM244 127V128H243ZM251 127V128H250ZM160 128L162 129V131L160 130ZM172 130H171V129ZM208 128L209 129H213V131L211 132V131H209L208 130ZM218 128V129H217ZM243 128V129H242ZM254 128V129H253ZM239 129V130H238ZM247 129V130H246ZM248 129H249V131L250 132H248ZM164 130V131H163ZM171 130V131H170ZM215 130H217L218 131V133H217V131H216V133H215ZM222 130H224V131H222ZM244 130V131H243ZM255 130V132L253 133V131ZM168 131V132H167ZM175 131V132H174ZM240 131V133H238ZM242 131V132H241ZM251 131H252V133H251ZM156 134H155V133ZM171 132V133H170ZM206 132H207V135H206ZM214 132V134L213 135H209V134H212ZM222 132V133H221ZM228 132H229V134H230V136H228L229 134H228ZM249 134H248V133ZM164 133V134H163ZM171 136H169L168 134ZM220 133H221V135H220ZM233 133V134H232ZM245 133V134H244ZM165 135V136H163V135ZM240 134V135H239ZM241 134H242V136H241ZM244 134V135H243ZM251 134V135H250ZM254 134H255V136H254ZM147 135V136H146ZM149 135V136H148ZM155 135V136H154ZM175 135V136H174ZM241 136V137H239V136ZM246 135H247V138H246ZM249 135V136H248ZM156 136H157V138H156ZM182 136V137H181ZM184 136V137H183ZM188 136V137H187ZM217 136V137H216ZM149 137L151 138L150 140H149ZM163 137V138H162ZM178 138V140H176L177 138ZM179 137H181V140H182V142H185V143H181V140H179ZM190 137H192V138H190ZM237 137V138H236ZM253 137H255L254 139H253ZM172 138V139H171ZM182 138H185V139H182ZM190 138V139H189ZM244 138V139H243ZM129 140L131 139V137L130 138H128ZM208 139H209V141H208ZM237 139V140H236ZM256 139V140H255ZM172 140V141H171ZM175 140H176V142H175ZM127 141V140H126ZM131 141V140H130ZM151 141V144H149V142ZM155 141H156V143H155ZM157 141L158 142H160V143H157ZM164 141V142H163ZM173 141L175 142V145H173V147H172V144H174L173 143ZM178 141H179V143H180V146H179V144H177L178 143ZM233 141H235V143L233 142ZM246 141V142H245ZM251 141H254V142H251ZM189 142V143H188ZM223 142V143H224ZM238 142V143H237ZM130 143V142H129ZM161 143H162V145H161ZM172 143V144H171ZM242 143V145H240L239 146V144H241ZM155 144V145H154ZM183 146H182V145ZM219 144H220V142H219ZM151 145V146H150ZM160 145V146H159ZM171 147H170V146ZM226 145V144H225ZM228 145V146H229ZM236 145V146H235ZM239 147H238V146ZM231 146H229V147H231ZM257 146V147H256ZM159 147V148H158ZM185 147V146H184ZM245 149H244V148ZM248 147V148H247ZM252 147V148H251ZM255 147V148H254ZM168 148V149H167ZM175 148V147H174ZM237 148V149H236ZM254 148V149H253ZM159 149L161 150V151H159ZM166 149H167V151H166ZM240 149H242V150H240V152H238ZM164 152H163V151ZM169 150V151H168ZM260 150V149H259ZM168 153V154H167ZM240 153H242V154H240ZM243 153H245V154H243ZM254 153V154H253ZM107 154H109L108 152H106V151H104V150H98V148H94L93 149V151H92V155H91V161H92V165H95V163L97 162V164H102L103 163V161H101V162H99L100 160H104V158H106V160H109V162L108 161H105L104 160V165L105 164H110V162H111V158H109V155L112 157V155L111 154H109V155H107ZM151 154H153V153H151ZM159 154L157 155V156H159ZM217 154H218V156H220V158H222V155H221V153H220V151H218L217 152ZM253 154V155H252ZM169 155V156H168ZM190 154H188V157H190L189 156ZM93 156H95L94 158H96V156H98L97 158H101L100 160L99 159H97V161H96V159H94L95 160V162L93 161ZM103 156V157H102ZM116 156H118V155H115V157ZM261 156V155H260ZM259 156V157H260ZM172 157V158H171ZM184 157H187V156H184ZM249 157V159H247ZM175 159V160H172V159ZM178 158V159H177ZM112 159L114 160V158L112 157ZM153 159H155V160H153ZM171 159V160H170ZM180 159H181V162H180ZM261 159V158H260ZM245 160V161H246ZM159 163V165L157 164V162ZM170 161V162H169ZM173 161V162H172ZM241 161H243L244 163H245V161L244 160H240V162ZM257 161V160H256ZM106 162H108V163H106ZM183 162H184V164H183ZM242 162V163H243ZM138 163H140V161H138ZM146 163H144V164H146ZM163 163V164H162ZM166 163V164H165ZM175 163V164H174ZM186 163V164H185ZM102 164V165H103ZM162 164V165H161ZM179 164V165H178ZM245 164H247V161H246V163ZM249 164V163H248ZM166 165V166H165ZM171 165H172V167H171ZM204 165V164H203ZM160 166H162V167H160ZM182 166V167H181ZM224 166V165H223ZM183 167H185V169H183ZM198 168V169H196V168ZM206 167V168H205ZM226 167H227V165H226ZM225 166H224V168H226ZM156 168H158V169H156ZM168 168V169H167ZM182 170H181V169ZM204 168V169H203ZM211 168V167H210ZM149 169V170H148ZM164 169V170H163ZM170 169V170H169ZM175 170V171H172V170ZM200 169V170H199ZM255 169V168H254ZM254 169H253V171H254ZM167 170H169V172L167 171ZM181 171L180 173H179V171ZM188 170V171H187ZM160 171H162L163 173L161 174V172ZM167 171V172H166ZM177 171V172H176ZM256 171H257V169H256ZM159 172H160V174H159ZM166 172V173H165ZM170 172H171V174H170ZM185 172V173H184ZM190 172V173H189ZM258 172H260L259 170L257 171V173ZM154 173V174H153ZM167 173H168V175H170L168 178H172L171 179V181H173V182H171L169 179H167V180H165V183H167V185L163 182V185L165 184V186L166 187H164L163 188V186H158V185H155L157 182H159V180L160 181H162V179H164V177H166L167 178ZM174 173V174H173ZM254 173H255V171H254ZM256 173V174H257ZM164 174H166V176H164ZM191 174V175H190ZM155 175L156 177H153V176ZM159 175H161V176H159V178H158V176ZM177 175V176H176ZM184 175V176H183ZM190 175V176H189ZM259 175V174H258ZM164 176V177H163ZM173 176V177H172ZM192 176H193V178H192ZM195 176H196V178H195ZM198 176L200 177V178H198ZM151 177V178H150ZM188 177V178H187ZM165 178V179H166ZM190 178V179H189ZM263 178H264V176H263ZM154 179H155V181H154ZM174 179V180H173ZM176 179V180H175ZM180 179H182V180H180ZM196 179V180H195ZM198 179V180H197ZM213 179V180H212ZM178 180H180L181 182H183V181H187L186 183L185 182H183V183H181V182H178ZM260 181H263L262 182V185H263V188H264V179H259ZM157 181V182H156ZM164 181V180H163ZM169 181V182H168ZM208 181V182H207ZM174 182H175V184H174ZM204 182V183H203ZM222 182V183H221ZM224 182V183H223ZM159 185L161 184L162 185V183H158ZM170 184H172V185H170ZM226 184V185H225ZM228 184V185H227ZM259 184V183H258ZM174 185V186H173ZM176 185V186H175ZM189 185H190V187H189ZM206 185V186H205ZM222 185V186H221ZM260 185H261V183H260ZM259 185V186H260ZM179 186V187H178ZM183 188H182V187ZM186 186H187V188H186ZM211 186V187H210ZM225 188H224V187ZM226 186H228V187H226ZM158 187H162V189L160 188V189H158ZM172 187V188H171ZM175 187V188H174ZM194 187H196V188H194ZM220 189V191L217 189ZM261 187V186H260ZM167 188V189H168ZM177 188V189H176ZM181 188H182V190H181ZM207 188V189H206ZM208 188H210V189H208ZM213 188V189H212ZM224 188V189H223ZM262 188V187H261ZM261 188L260 189H258V192H261L260 190H261ZM192 189V190H191ZM223 189V190H222ZM228 189H229V191H228ZM191 191V193H188V191ZM156 191V192H157ZM209 191V192H208ZM213 191V192H212ZM224 191H225V193H224ZM164 191H162V192H160V193H163ZM196 192V193H195ZM201 193V194H199V196L197 197V193ZM208 192V193H207ZM221 192V193H220ZM228 192H229V194H228ZM257 192V193H258ZM202 193L205 195L206 194V196H204V195H202ZM210 194V195H209ZM211 194H213V195H211ZM232 194V193H231ZM260 193H258L257 195H256V197H258V196H262V198L264 199V195H259ZM261 194H264V193H261ZM185 195H186V197H185ZM196 196V198H195V196ZM208 195L210 196V198L208 197ZM219 195H220V197H223L222 199L223 200H221L220 199V197H219ZM224 195V196H223ZM226 195V196H225ZM180 196H182V197H180ZM185 198H184V197ZM192 197H194V199L192 198ZM203 197H206V200H204V198ZM207 197L209 198L208 200H207ZM217 197H218V201H217V205H218V203L221 205H223L224 204V206H225V204H227L228 202V207H233L234 208V205H235V207L236 208H234V209H236L237 210V208H238V206H239V208H238V213H239V215H238V217L239 218H236L235 217V211H234V209H231V210H233L232 212L234 213L233 214V219L234 218H236V219H232V220H230L229 218V220L228 219H226L227 217L226 216H224L225 218H223L222 216L224 215H222V216H220V214H219V212H221L222 211V209H221V207H223L222 205L221 206H217V205H214L215 203H214V201H216L217 200ZM226 197V199L225 200H228V201H225L224 200V198ZM228 197V198H227ZM157 198V197H156ZM182 198H184V200L182 199ZM216 198V199H215ZM259 199H260V197H258ZM159 199V198H158ZM190 199H192V201L190 200ZM210 199H212L211 200V204H209L208 205V207L209 206H212L213 207V210H212V207H209V209L206 207V208H203L204 207V202L206 201V202H209L210 201ZM215 199V200H214ZM220 199V200H219ZM257 198H255L254 200H256ZM256 200L257 202H259V203H262L261 201H263V203H264V200ZM173 200V199H172ZM225 201V202H224ZM175 202V201H174ZM180 202H178L180 205H182V203H180ZM233 204V206H230V204L231 203ZM241 203V204H240ZM254 203H255V201H254ZM262 203V204H263ZM179 204H177V205H179ZM256 205H260V204H258V203H255ZM195 205V204H194ZM195 205V206H196ZM202 205V206H201ZM264 205V204H263ZM262 205V206H263ZM206 206H207V204H206ZM214 207L216 208V209H218L219 211L218 212H216L215 213V211H216V209H214ZM242 207V206H241ZM255 207V206H254ZM211 208V209H210ZM226 208V207H225ZM225 208H224V211H225ZM229 208V209H230ZM165 209V208H164ZM201 209V210H200ZM207 209V210H206ZM229 209H227L224 213L226 214V212L227 213H231L230 211L228 212V210ZM239 209L241 210V214L243 215V213H244V215H247V218H245L246 216H244V218L247 220H243V221H240V219L242 218V215H241V217H240V212H239ZM170 210H174V209H170ZM215 210V211H214ZM236 211V212H237ZM256 211H257V209H256ZM178 212H179V214H178ZM182 212V211H181ZM201 212V213H200ZM203 212V213H202ZM214 213L215 214V216L217 215L218 217L217 218H215L214 219V214L212 215V216H210L211 214H208V213ZM250 212V213H249ZM172 213V212H171ZM237 213V214H238ZM247 213V214H246ZM134 214V220L137 222V217H144V221H143V218H141V219H139V223L140 224H142L143 222H145L146 220H145V216H147L146 218H148V217H151V215H149L147 212L145 213H143V215L141 216L139 213H137V212H134L133 213ZM149 216H148V215ZM183 212L180 214V209L177 211V216H179V219L183 216ZM198 214H201L202 216H203V214H204V218H202V216L201 215H199L198 216ZM207 214V215H206ZM219 214V215H218ZM236 214V215H237ZM248 214H250V215H248ZM139 215V216H138ZM232 214H230V216H231ZM256 215V214H255ZM136 216V217H135ZM211 218H210V217ZM249 216H250V218H254L253 220L254 221H252V219H250V220H248L249 219ZM199 217V218H198ZM222 218L223 219V221H225V219L226 220H228L226 223L227 224H224L225 225V227L223 226V221H218V220H216V219H219V218ZM137 218V219H136ZM208 218V219H211V222H209L208 220V222H209V224L207 223V221L205 222V220ZM151 219V218H150ZM150 219H148L147 221L149 222L148 224H145V226L146 225H148V227H149V225L150 226H152V228L153 229H155L156 230V223H153V224H150L151 222H150ZM198 219H199V222H198ZM257 219V218H256ZM260 219V218H259ZM152 220V219H151ZM143 221V222H142ZM196 221V222H195ZM203 221V222H202ZM233 222V225H230L232 222ZM246 221V222H245ZM259 221V220H258ZM222 222V223H221ZM241 222V223H240ZM256 222H257V220H256ZM263 222V221H262ZM261 221H259V224L261 225V223H262ZM145 223H147V222H145ZM216 223V224H215ZM218 223V224H217ZM144 224V223H143ZM219 224H221V226H223V228L225 229L224 231H223V228L220 230L219 229ZM207 225V226H206ZM243 225V224H242ZM252 226V225H254V227H258L257 229L259 230V231H257V229H256V231H255V228H252V227H250V226ZM262 225H264V224H262ZM143 226V225H142ZM157 227H158V225H157ZM217 227V228H216ZM229 228V227H228ZM231 228V227H230ZM249 228V229H248ZM253 229V232L255 231L256 233H253L250 229ZM211 229V228H210ZM213 229H212V232H215V231H213ZM217 229H219V230H217ZM233 229V230H234ZM262 229H263V227H262ZM221 232V233H220ZM250 232H252L251 234H249ZM233 233V232H232ZM235 233V232H234ZM227 234V233H226ZM227 235H230V236H232L231 234H227ZM246 235H249V237L248 236H246ZM246 237V238H245ZM262 237V236H261ZM260 237V238H261ZM264 237V236H263ZM263 237L261 238V240L259 241V242H261L262 240V245H261V248L260 249H258V248H256V247H254L255 246V244H258V242H255L256 240L254 239V243H253V250H254V253H255V250L256 251H258V252H256V257L258 256L259 257V255L258 254H260V252L262 251V249H263V253H264V239H263ZM253 238V237H252ZM251 238V240L253 241V239ZM228 239V238H227ZM237 239V240H238ZM246 239V240H245ZM258 239V238H257ZM244 240H245V242H244ZM251 240H249L248 242H251ZM258 241V240H257ZM237 241H235L234 243L235 244H237L236 243ZM247 244V243H246ZM245 245V244H244ZM247 246H249V244H247ZM258 246H260V244L258 245ZM250 247H252V242H251V245H250ZM261 256H263L264 257V254L262 255V253H261ZM262 258V257H261Z\"/></svg>","mask_w":264,"mask_h":264}]
</instances>
